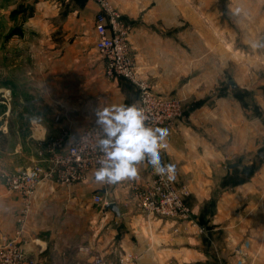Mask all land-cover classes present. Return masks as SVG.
<instances>
[{
  "label": "crops",
  "instance_id": "obj_1",
  "mask_svg": "<svg viewBox=\"0 0 264 264\" xmlns=\"http://www.w3.org/2000/svg\"><path fill=\"white\" fill-rule=\"evenodd\" d=\"M130 25L129 49L152 89L182 99L162 162L194 221L148 217L139 176L98 184L93 173L35 188L18 237L49 264H264V0H109ZM20 7V8H19ZM94 0H0V172L39 159L54 139L96 125L93 109L137 104L96 50ZM19 28L7 37L12 28ZM44 166H46L44 164ZM99 193L106 204L94 202ZM21 198L0 178V236L17 228ZM203 227L200 230L199 227Z\"/></svg>",
  "mask_w": 264,
  "mask_h": 264
},
{
  "label": "built area",
  "instance_id": "obj_2",
  "mask_svg": "<svg viewBox=\"0 0 264 264\" xmlns=\"http://www.w3.org/2000/svg\"><path fill=\"white\" fill-rule=\"evenodd\" d=\"M99 7L94 19L96 40L94 46L104 59V73L109 78L123 77L130 80L138 90L137 105L145 110L149 117L147 124L161 127L173 124L182 118V99L176 95L156 93L150 83L141 75L129 49L128 35L130 25L121 17L109 0H94ZM101 130L90 126L71 138L54 139L39 151V159L15 172H0V178L6 188L17 192L21 198V209L17 216V228L12 236H0V264H49L41 258L25 256L18 239L32 197L38 183L54 180L61 184L81 181L86 174L93 173L98 167L97 159L101 155L95 150L97 133ZM44 164L46 166H44ZM150 179L141 187L135 188V200L138 208L146 216L177 218L194 221L190 208L184 201L188 194L186 185H175L172 178L160 176L147 166ZM94 202L107 204L99 194L92 196ZM203 230V227H199ZM131 257H119L113 263L103 256L95 254L88 264H130Z\"/></svg>",
  "mask_w": 264,
  "mask_h": 264
},
{
  "label": "clouds",
  "instance_id": "obj_3",
  "mask_svg": "<svg viewBox=\"0 0 264 264\" xmlns=\"http://www.w3.org/2000/svg\"><path fill=\"white\" fill-rule=\"evenodd\" d=\"M257 47H264L258 43ZM97 133L95 150L101 155L93 178L98 184L113 185L139 176L138 165L150 166L160 176L172 178L175 165L162 162L169 131L146 123L149 117L137 104H105L93 109Z\"/></svg>",
  "mask_w": 264,
  "mask_h": 264
},
{
  "label": "water",
  "instance_id": "obj_4",
  "mask_svg": "<svg viewBox=\"0 0 264 264\" xmlns=\"http://www.w3.org/2000/svg\"><path fill=\"white\" fill-rule=\"evenodd\" d=\"M107 207L111 208L112 210H114L115 212H117V207L114 204V202H109L106 204Z\"/></svg>",
  "mask_w": 264,
  "mask_h": 264
},
{
  "label": "trees",
  "instance_id": "obj_5",
  "mask_svg": "<svg viewBox=\"0 0 264 264\" xmlns=\"http://www.w3.org/2000/svg\"><path fill=\"white\" fill-rule=\"evenodd\" d=\"M18 30V29H17ZM19 31V30H18ZM14 33H16V31L15 30H13V31H11V32H9V33H7V37H10L12 34H14Z\"/></svg>",
  "mask_w": 264,
  "mask_h": 264
},
{
  "label": "rangeland",
  "instance_id": "obj_6",
  "mask_svg": "<svg viewBox=\"0 0 264 264\" xmlns=\"http://www.w3.org/2000/svg\"><path fill=\"white\" fill-rule=\"evenodd\" d=\"M19 8H20V7H19ZM15 29L17 30V29H19V28H17V27H15V28H12V30H11V31H13V30H15ZM11 31H8V33H9V32H11ZM19 31H20V29H19Z\"/></svg>",
  "mask_w": 264,
  "mask_h": 264
}]
</instances>
